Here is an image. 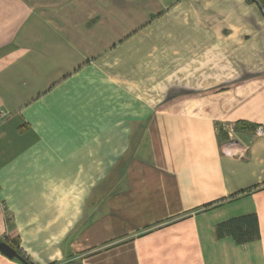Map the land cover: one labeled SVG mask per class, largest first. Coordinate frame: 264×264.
Listing matches in <instances>:
<instances>
[{"label": "crops", "instance_id": "1", "mask_svg": "<svg viewBox=\"0 0 264 264\" xmlns=\"http://www.w3.org/2000/svg\"><path fill=\"white\" fill-rule=\"evenodd\" d=\"M0 105L31 264H264L257 1L0 0Z\"/></svg>", "mask_w": 264, "mask_h": 264}, {"label": "water", "instance_id": "2", "mask_svg": "<svg viewBox=\"0 0 264 264\" xmlns=\"http://www.w3.org/2000/svg\"><path fill=\"white\" fill-rule=\"evenodd\" d=\"M0 251L9 258H17L24 264H31L16 247L7 241L0 240Z\"/></svg>", "mask_w": 264, "mask_h": 264}, {"label": "built area", "instance_id": "3", "mask_svg": "<svg viewBox=\"0 0 264 264\" xmlns=\"http://www.w3.org/2000/svg\"><path fill=\"white\" fill-rule=\"evenodd\" d=\"M10 116V113L7 111V110H5V108H3L1 105H0V125L8 118ZM232 127L234 126V125H231ZM230 126H228V128H227V130H228V134H229V136L231 137V138H233L232 137V128H229ZM263 131H262V128L260 127V128H258L257 130H256V133L257 134H261ZM0 207H4V204H3V201H1L0 200Z\"/></svg>", "mask_w": 264, "mask_h": 264}, {"label": "trees", "instance_id": "4", "mask_svg": "<svg viewBox=\"0 0 264 264\" xmlns=\"http://www.w3.org/2000/svg\"><path fill=\"white\" fill-rule=\"evenodd\" d=\"M254 1H257L258 2V4L263 8V10H264V0H254ZM239 124H249L248 122H246V121H238V122H236V124H235V127H236V125L238 126ZM251 126L253 127V128H255V125H252L251 124ZM14 247H16L15 245H13ZM17 248V247H16ZM26 258V257H25ZM66 264H79L78 262H75V261H70V262H68V263H66Z\"/></svg>", "mask_w": 264, "mask_h": 264}, {"label": "rangeland", "instance_id": "5", "mask_svg": "<svg viewBox=\"0 0 264 264\" xmlns=\"http://www.w3.org/2000/svg\"><path fill=\"white\" fill-rule=\"evenodd\" d=\"M229 128H232L233 130H232V137H233V134H234V132H235V125L232 127L231 125H230V127Z\"/></svg>", "mask_w": 264, "mask_h": 264}]
</instances>
